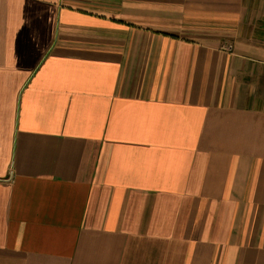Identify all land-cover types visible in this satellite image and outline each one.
I'll return each instance as SVG.
<instances>
[{"label":"crops","instance_id":"0c3cea01","mask_svg":"<svg viewBox=\"0 0 264 264\" xmlns=\"http://www.w3.org/2000/svg\"><path fill=\"white\" fill-rule=\"evenodd\" d=\"M0 264H264V0H0Z\"/></svg>","mask_w":264,"mask_h":264},{"label":"built area","instance_id":"2783aa9c","mask_svg":"<svg viewBox=\"0 0 264 264\" xmlns=\"http://www.w3.org/2000/svg\"><path fill=\"white\" fill-rule=\"evenodd\" d=\"M229 50H231V47H228Z\"/></svg>","mask_w":264,"mask_h":264}]
</instances>
